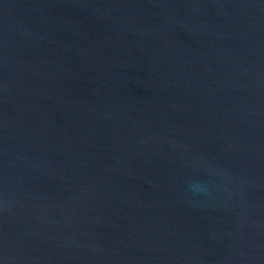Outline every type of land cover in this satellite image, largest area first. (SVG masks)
<instances>
[{"label": "water", "instance_id": "95a60500", "mask_svg": "<svg viewBox=\"0 0 264 264\" xmlns=\"http://www.w3.org/2000/svg\"><path fill=\"white\" fill-rule=\"evenodd\" d=\"M0 264H264V0H0Z\"/></svg>", "mask_w": 264, "mask_h": 264}]
</instances>
